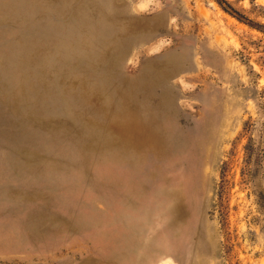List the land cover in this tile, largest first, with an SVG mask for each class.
I'll list each match as a JSON object with an SVG mask.
<instances>
[{"label":"rangeland","instance_id":"374dc122","mask_svg":"<svg viewBox=\"0 0 264 264\" xmlns=\"http://www.w3.org/2000/svg\"><path fill=\"white\" fill-rule=\"evenodd\" d=\"M0 264H264V0H0Z\"/></svg>","mask_w":264,"mask_h":264},{"label":"trees","instance_id":"16d2710c","mask_svg":"<svg viewBox=\"0 0 264 264\" xmlns=\"http://www.w3.org/2000/svg\"><path fill=\"white\" fill-rule=\"evenodd\" d=\"M253 128V124L250 122H247L245 124V130L246 131H251ZM245 149L247 152V158L251 159L254 158V156H256L257 158L261 156V151L258 148H255V146L252 144V137H249V141L248 143L245 145Z\"/></svg>","mask_w":264,"mask_h":264},{"label":"water","instance_id":"95a60500","mask_svg":"<svg viewBox=\"0 0 264 264\" xmlns=\"http://www.w3.org/2000/svg\"><path fill=\"white\" fill-rule=\"evenodd\" d=\"M226 9H228L229 11H231L232 13H234L235 15H237L239 18H242V16L237 13L232 7H230L228 4L224 5Z\"/></svg>","mask_w":264,"mask_h":264}]
</instances>
